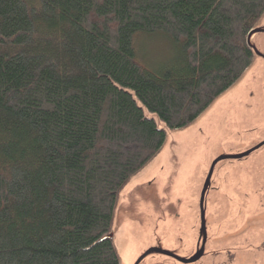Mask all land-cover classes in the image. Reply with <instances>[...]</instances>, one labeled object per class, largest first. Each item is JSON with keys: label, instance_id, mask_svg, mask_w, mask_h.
Wrapping results in <instances>:
<instances>
[{"label": "trees", "instance_id": "obj_1", "mask_svg": "<svg viewBox=\"0 0 264 264\" xmlns=\"http://www.w3.org/2000/svg\"><path fill=\"white\" fill-rule=\"evenodd\" d=\"M264 0H0V264H122L119 195L256 56ZM138 33L174 57L138 59Z\"/></svg>", "mask_w": 264, "mask_h": 264}, {"label": "rangeland", "instance_id": "obj_2", "mask_svg": "<svg viewBox=\"0 0 264 264\" xmlns=\"http://www.w3.org/2000/svg\"><path fill=\"white\" fill-rule=\"evenodd\" d=\"M264 28V16L257 25ZM139 61L155 70L174 57L165 34L138 33ZM255 56L238 81L194 122L170 129L157 156L119 195L111 236L122 264H134L150 247L190 258L199 238L200 198L219 157L237 155L264 142V32L252 38ZM205 199L204 254L188 264H264V144L242 158L213 168ZM172 204L181 228L166 219ZM141 264H185L151 252Z\"/></svg>", "mask_w": 264, "mask_h": 264}, {"label": "water", "instance_id": "obj_3", "mask_svg": "<svg viewBox=\"0 0 264 264\" xmlns=\"http://www.w3.org/2000/svg\"><path fill=\"white\" fill-rule=\"evenodd\" d=\"M260 32H264V28L261 27H257L254 28L248 35V44L253 48L255 54L257 56H261L263 57V55L257 50V48L255 46H253L252 44V38L255 34L260 33ZM264 144V142H262L259 145H256L250 149H248L247 151L237 154V155H229V156H221L219 157L217 160H215V162L213 163L207 181L204 184V187L202 189V193H201V198H200V215L198 216V213L196 211V215L195 218L197 219L199 217V225L201 227V229H199V238L197 239V250L198 252L193 255V257L190 258H180L179 256H177L176 254H174L173 252L166 250L164 248L161 247H150L148 249H146L144 252H142L137 259L135 260L134 264H141L143 262V260L147 257V255L151 252H156L159 254H163L166 255L180 263H185L188 264L190 262L196 261L198 259H200L202 257V255L204 254V247L206 245V241H207V223H206V215H205V208H204V204H205V199H206V195H207V191L209 189V185H210V179H211V175L213 172V168L214 166L217 164V162H219L222 159H227V158H242L244 156L249 155L250 153L254 152L255 150H257L258 148H260L262 145ZM172 204L168 205L167 207L170 209V211L167 214V220L170 222V224L172 225V227L177 230L181 228V215L180 212H173L172 208H171Z\"/></svg>", "mask_w": 264, "mask_h": 264}]
</instances>
